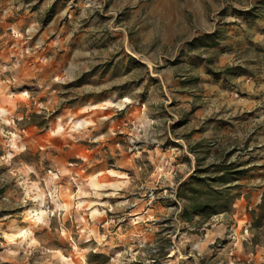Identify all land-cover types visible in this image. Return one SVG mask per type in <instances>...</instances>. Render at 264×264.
<instances>
[{
    "label": "rangeland",
    "instance_id": "1",
    "mask_svg": "<svg viewBox=\"0 0 264 264\" xmlns=\"http://www.w3.org/2000/svg\"><path fill=\"white\" fill-rule=\"evenodd\" d=\"M262 2L0 0V264H264Z\"/></svg>",
    "mask_w": 264,
    "mask_h": 264
},
{
    "label": "trees",
    "instance_id": "2",
    "mask_svg": "<svg viewBox=\"0 0 264 264\" xmlns=\"http://www.w3.org/2000/svg\"><path fill=\"white\" fill-rule=\"evenodd\" d=\"M240 14L242 15V17L244 18V20L247 24H249L250 21H253V20L259 18V15L256 14V11L240 12ZM217 37H218V39H220V35L216 34L215 37L210 36L209 39H207V40L213 39L211 41L214 44H216L217 46H219L220 43L216 40ZM222 49H223V47L221 48L220 51H222ZM232 71H234V70H232ZM212 167H214L213 171L220 173V176L218 178H216L215 180L219 181L221 183V185H225V184H228L229 182L236 181L239 178V174L241 172V171L236 169V166L233 163H223L220 165H214ZM192 177L195 180V182H190L191 184L194 183V184H198L201 186H202V184H206V182H204V180L202 178H199L198 176H195V175H193ZM184 184H187V183H183V185ZM187 188L188 187L185 186L184 190H186ZM181 190L182 189H180V191ZM191 192H192V195L189 196V198L192 201H191L189 208L183 209L184 218H188L189 214L192 213V209L194 211H205V215H204L205 217L209 216L211 214L213 215L216 213L225 212V210L227 208V204H225L226 202L224 203V200H221V201H223L224 204H222L218 210H213V209H211L209 211L207 210L208 208H211L210 203L216 202L215 200L218 199V196H220V194L222 195L221 192L214 191L212 189H209L208 191H206V190H202L200 188H194V187L191 188ZM259 207L261 208V206H259Z\"/></svg>",
    "mask_w": 264,
    "mask_h": 264
}]
</instances>
